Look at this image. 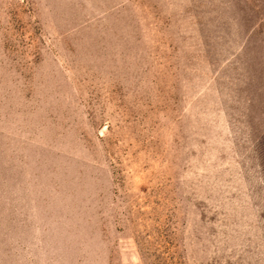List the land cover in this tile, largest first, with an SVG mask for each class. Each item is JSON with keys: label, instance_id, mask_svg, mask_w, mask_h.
<instances>
[{"label": "rangeland", "instance_id": "374dc122", "mask_svg": "<svg viewBox=\"0 0 264 264\" xmlns=\"http://www.w3.org/2000/svg\"><path fill=\"white\" fill-rule=\"evenodd\" d=\"M0 264H264V0H0Z\"/></svg>", "mask_w": 264, "mask_h": 264}]
</instances>
